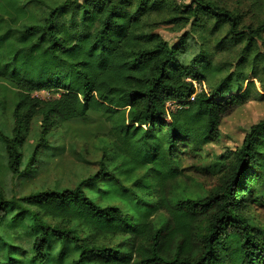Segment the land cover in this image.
I'll return each mask as SVG.
<instances>
[{"label": "trees", "instance_id": "trees-1", "mask_svg": "<svg viewBox=\"0 0 264 264\" xmlns=\"http://www.w3.org/2000/svg\"><path fill=\"white\" fill-rule=\"evenodd\" d=\"M39 4L42 16L30 9ZM169 11L163 22L226 32L247 59L263 38L264 19L242 29L211 0H0V108L13 123L10 134L0 129L7 170L20 175L37 117L30 167L59 125L90 111L110 124L98 170L75 188L9 199L0 187V264H264V228L244 207L264 187V119L229 162L214 165L222 177L208 196H174L187 178L180 145L214 143L225 117L264 100V87L254 73L222 78L212 57L191 56L188 33L175 45L155 33L150 18Z\"/></svg>", "mask_w": 264, "mask_h": 264}, {"label": "rangeland", "instance_id": "rangeland-1", "mask_svg": "<svg viewBox=\"0 0 264 264\" xmlns=\"http://www.w3.org/2000/svg\"><path fill=\"white\" fill-rule=\"evenodd\" d=\"M83 1V0H82ZM230 10L241 19L242 29L255 26L264 19V0H211ZM180 7L190 4L191 0H175ZM44 5L30 6L37 15L46 11ZM174 17L169 11L165 16L152 15L150 26L171 45L178 44L181 37L188 33V48L191 56L206 55L222 66L223 76L244 70L247 75L255 74L258 91L264 87V34L257 42L250 57L244 56V44L229 39L226 32L211 33V28L203 29L189 23L163 22ZM246 31V30H245ZM221 41L220 40H223ZM222 78H218L217 82ZM206 86L203 85V88ZM5 86L0 82V101ZM6 91V90H5ZM42 97L57 96L55 93H40ZM264 119V100L253 99L235 109L225 117L219 137L214 143L207 144L199 151H192L186 144L179 147L180 167L187 178L180 179V186L174 192L178 199L204 198L220 183L222 174L214 168L219 159L229 162V155L242 145L244 136L250 127ZM41 117L35 118L30 127L29 136L23 148L24 159L20 175L14 176L0 162V187L6 197L22 198L31 193L75 188L82 180L98 170V161L102 156L103 145L110 141V124L101 112L90 111L87 116L59 125L48 136V145L38 153V160L31 167L27 164L36 149L40 137ZM13 127L9 111L0 108V129L10 134ZM264 179V176L262 177ZM245 214L264 228V187H257L246 196ZM205 223V222H204Z\"/></svg>", "mask_w": 264, "mask_h": 264}, {"label": "built area", "instance_id": "built-area-1", "mask_svg": "<svg viewBox=\"0 0 264 264\" xmlns=\"http://www.w3.org/2000/svg\"><path fill=\"white\" fill-rule=\"evenodd\" d=\"M193 99V98H192ZM167 106L170 108V109H174L175 107H177L176 104L172 103V102H168L167 103Z\"/></svg>", "mask_w": 264, "mask_h": 264}]
</instances>
